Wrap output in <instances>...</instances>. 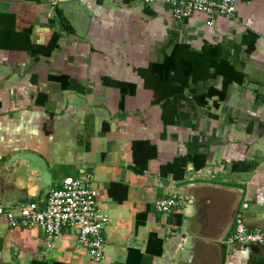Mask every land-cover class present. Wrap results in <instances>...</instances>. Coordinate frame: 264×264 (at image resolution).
Masks as SVG:
<instances>
[{
  "label": "crops",
  "instance_id": "1",
  "mask_svg": "<svg viewBox=\"0 0 264 264\" xmlns=\"http://www.w3.org/2000/svg\"><path fill=\"white\" fill-rule=\"evenodd\" d=\"M24 152L52 189L91 176L111 220L99 264H186L207 198L230 209L222 264H264V243L221 241L238 214L264 231V0H240L199 49L178 42L162 3L0 0V208L15 213L49 196L27 163L8 168ZM175 193L187 205L167 240L178 216L156 202ZM45 237L0 215V264H97L77 231L48 250Z\"/></svg>",
  "mask_w": 264,
  "mask_h": 264
},
{
  "label": "built area",
  "instance_id": "2",
  "mask_svg": "<svg viewBox=\"0 0 264 264\" xmlns=\"http://www.w3.org/2000/svg\"><path fill=\"white\" fill-rule=\"evenodd\" d=\"M143 5L162 3L171 8V26H177L178 42L199 49L205 33L216 27L222 20H229L238 12L240 0H139ZM231 23V21H230ZM189 174L195 173L188 168ZM199 178H215V173L199 172ZM191 181L194 178L191 177ZM91 176L83 179L67 177L61 186L49 193L47 206L39 210L38 205L30 203L21 206L18 213L0 208L13 228L40 227L45 232L44 245L52 249L56 239L65 229L78 233V243L86 248L97 264L104 259V231L110 223V217L98 205L100 191L91 186ZM187 205V199L179 193L156 202V210L164 214L178 216ZM180 225L167 229L166 239L177 236ZM184 242L186 241L185 238ZM228 245H260L264 243V231L261 228L249 229L242 214L235 218L234 230L224 241Z\"/></svg>",
  "mask_w": 264,
  "mask_h": 264
},
{
  "label": "rangeland",
  "instance_id": "3",
  "mask_svg": "<svg viewBox=\"0 0 264 264\" xmlns=\"http://www.w3.org/2000/svg\"><path fill=\"white\" fill-rule=\"evenodd\" d=\"M229 210V207L228 209L222 207L219 200L215 201L210 198H207L201 205L197 218L201 221L200 223L203 225L205 232H203V228L202 232H199L197 246L192 250V258L186 261V264H222L224 258L223 251L219 235L216 234L226 224ZM198 223L196 222V225ZM204 235L213 236V239H206L203 237Z\"/></svg>",
  "mask_w": 264,
  "mask_h": 264
},
{
  "label": "water",
  "instance_id": "4",
  "mask_svg": "<svg viewBox=\"0 0 264 264\" xmlns=\"http://www.w3.org/2000/svg\"><path fill=\"white\" fill-rule=\"evenodd\" d=\"M17 162H25L31 170L36 171L39 184L42 188H46V191L49 195L50 191L52 190V175L49 172L45 161L41 157L29 152L17 153L9 159L7 163L8 168L13 167ZM230 230L231 227L226 230L221 241H224L227 238Z\"/></svg>",
  "mask_w": 264,
  "mask_h": 264
},
{
  "label": "trees",
  "instance_id": "5",
  "mask_svg": "<svg viewBox=\"0 0 264 264\" xmlns=\"http://www.w3.org/2000/svg\"><path fill=\"white\" fill-rule=\"evenodd\" d=\"M251 50H252V48H251ZM223 93H220V95H221V98H223L224 97V94L222 95ZM209 96H212V93H210L209 94ZM178 224L179 225H181L182 224V216L181 215H178ZM222 253H223V257H225V250H224V248L222 247ZM223 260H224V258H223Z\"/></svg>",
  "mask_w": 264,
  "mask_h": 264
}]
</instances>
